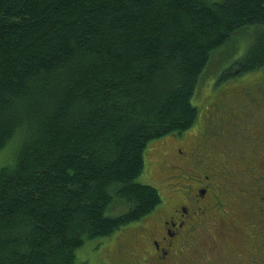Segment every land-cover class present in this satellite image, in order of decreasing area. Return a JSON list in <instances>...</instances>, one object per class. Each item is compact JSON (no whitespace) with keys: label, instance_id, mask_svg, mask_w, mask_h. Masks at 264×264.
Listing matches in <instances>:
<instances>
[{"label":"trees","instance_id":"1","mask_svg":"<svg viewBox=\"0 0 264 264\" xmlns=\"http://www.w3.org/2000/svg\"><path fill=\"white\" fill-rule=\"evenodd\" d=\"M240 37L228 78L264 69V0H0V264H88L85 241L151 215L147 148L196 126Z\"/></svg>","mask_w":264,"mask_h":264},{"label":"rangeland","instance_id":"2","mask_svg":"<svg viewBox=\"0 0 264 264\" xmlns=\"http://www.w3.org/2000/svg\"><path fill=\"white\" fill-rule=\"evenodd\" d=\"M248 36L249 34L245 33V37ZM242 38L240 37L237 43L226 46L223 50L217 52L204 74L193 100L199 111L196 126L184 134L171 135L156 141L147 148L145 171L137 181L156 187L162 198L161 205L148 217L122 227L111 237L85 241L83 246L76 251L77 262L88 264H139L146 258V252L151 250L147 239L149 232L157 222L164 221L170 203L172 204L173 200H179L177 197L175 199L174 186L169 179L172 171L169 172L164 169V164L167 165V161L168 163L171 162L172 165L175 163L176 158L173 147L179 143L187 142V144H191L197 139L200 142L205 139L206 143L202 148V152L208 154L206 156L210 163L215 162L218 156L222 157L224 162L233 163L235 158L225 154L229 152L227 148L241 146L245 139L248 140L247 144L253 143V139H255L264 151V69L252 74H243L232 78L226 77V74L231 71L232 62L239 59L245 51L244 40H240ZM217 116L221 118L217 122L222 121L220 126L222 135L215 139L211 129L213 122L217 120ZM244 135L251 138L243 139ZM15 148L14 143H10L0 151V168L13 162ZM197 166L198 164L193 165V168L196 169ZM237 178L238 182L232 187L234 191L243 188L242 184L245 183L242 182L244 178L241 175ZM231 193L222 195L224 202L229 204L234 199L235 202L239 203L236 209L248 207L245 205L250 201L247 195L241 200L235 199L233 195L236 194ZM127 209V205L115 202L108 215L116 216L127 211ZM209 218L205 220V224L199 229L200 231L195 233L194 246L190 249H187L188 246L185 248L186 256L184 257H187L188 253L192 257L191 248L201 251L202 249L205 250V245L214 246V248L215 245H219L220 238L216 236L217 232L213 229L211 221H208ZM243 226L244 232L251 237L249 243L251 248L261 247L264 249L262 245L264 232H260L254 237L248 226ZM259 231L255 230V233ZM235 243L240 248L238 245L239 240ZM231 244L233 243L231 242ZM225 252L227 257L231 253L226 249ZM193 260L196 261L195 264H212V262L221 259L216 253H210L209 259L195 257Z\"/></svg>","mask_w":264,"mask_h":264},{"label":"flooded vegetation","instance_id":"3","mask_svg":"<svg viewBox=\"0 0 264 264\" xmlns=\"http://www.w3.org/2000/svg\"><path fill=\"white\" fill-rule=\"evenodd\" d=\"M221 115V114H220ZM212 124V135L219 138L221 122ZM217 122V123H216ZM251 138L246 135L243 139ZM227 148L225 153L233 156V163L224 162L217 157L210 163L203 151L206 140L197 139L191 144L179 143L175 150L176 161L172 165L164 164V169L172 171L170 182L173 183L175 199L165 215L163 222H157L147 237L151 250L139 264H195V257L209 259L210 253H216L219 259L212 264H264V249L251 248V237L244 232L243 225L248 226L254 237L264 232V151L253 139V143ZM198 164L194 169L193 165ZM244 179L243 188L233 190L237 177ZM178 185V188H177ZM177 192V193H176ZM234 192L235 199L245 198L250 201L248 207L237 208V202H224L223 194ZM176 202V203H175ZM168 206V207H169ZM221 215V216H220ZM220 238L219 245H205V250L191 248L192 257L186 256L185 248L194 246V235L208 218ZM256 231H259L255 233ZM239 240V246L235 241ZM189 242V244H187ZM231 242L234 244H231ZM264 247V242H262ZM225 249L231 251L227 257ZM215 260V259H214Z\"/></svg>","mask_w":264,"mask_h":264}]
</instances>
